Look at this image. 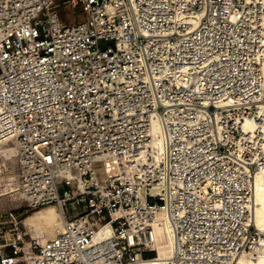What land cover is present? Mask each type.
Wrapping results in <instances>:
<instances>
[{"label":"built area","instance_id":"1","mask_svg":"<svg viewBox=\"0 0 264 264\" xmlns=\"http://www.w3.org/2000/svg\"><path fill=\"white\" fill-rule=\"evenodd\" d=\"M263 13L261 0H0V146L18 150L25 208L65 217L24 249L23 220L0 214V264H153L158 212L174 238L164 264L248 252L260 145L242 127L264 105Z\"/></svg>","mask_w":264,"mask_h":264},{"label":"bare ground","instance_id":"2","mask_svg":"<svg viewBox=\"0 0 264 264\" xmlns=\"http://www.w3.org/2000/svg\"><path fill=\"white\" fill-rule=\"evenodd\" d=\"M261 2L264 7V0ZM261 23L264 26V13L261 15ZM263 112L264 105H259L257 110L253 111V116L243 121V132L249 134V139L253 142L252 146L260 145V151L254 150V157H252V160L257 162V169L252 176L251 204L246 205L250 208L251 221L257 232L250 250L239 255L235 264H264V162L261 161L264 158V141L261 142L257 138L260 135L262 140L264 139V125L260 123L258 117ZM152 124H159V122L153 118ZM154 144L159 150H163L160 137L155 138ZM8 164L13 168L18 164V150L13 144L0 146V196L17 199L23 196L17 186L18 170L16 172L11 169L4 172L2 165L6 168ZM94 172L99 184H106V174L102 166L95 165ZM63 176L76 178V175L69 171L63 173ZM23 224L26 227L25 235L27 234L28 238L25 243L23 240V243L24 249H27L33 240L40 245L62 232L65 229V217L59 206L50 204L32 211L23 219ZM111 233L112 229L107 225L96 231L93 240L110 236ZM152 239L154 240L153 247H156L158 251V257L153 264H164V259L171 253L174 238L169 221L162 212H158V221L152 231Z\"/></svg>","mask_w":264,"mask_h":264},{"label":"rangeland","instance_id":"3","mask_svg":"<svg viewBox=\"0 0 264 264\" xmlns=\"http://www.w3.org/2000/svg\"><path fill=\"white\" fill-rule=\"evenodd\" d=\"M61 16L64 21L66 22H72L76 21L79 19V16L72 14L66 6L61 7ZM3 170L8 171L13 169L14 171L16 170L17 172V164L14 165V168L8 164V166L5 168L3 165ZM8 211H13L15 212L20 219H24L27 215H29L32 211L34 210H29L25 208V201L22 197H18L17 199H11V197H3L2 195L0 196V214H5ZM21 231L27 233L25 225L22 223L21 224ZM27 234L23 237L24 243L25 240H27ZM3 242H5L3 240ZM1 242V243H3ZM34 241H32L33 243Z\"/></svg>","mask_w":264,"mask_h":264}]
</instances>
